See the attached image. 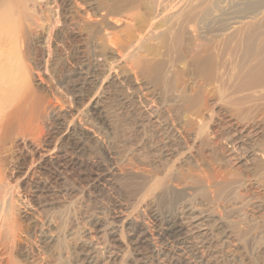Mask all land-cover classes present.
I'll return each mask as SVG.
<instances>
[{
    "label": "rangeland",
    "instance_id": "rangeland-1",
    "mask_svg": "<svg viewBox=\"0 0 264 264\" xmlns=\"http://www.w3.org/2000/svg\"><path fill=\"white\" fill-rule=\"evenodd\" d=\"M4 2L0 264H264V0Z\"/></svg>",
    "mask_w": 264,
    "mask_h": 264
},
{
    "label": "bare ground",
    "instance_id": "bare-ground-1",
    "mask_svg": "<svg viewBox=\"0 0 264 264\" xmlns=\"http://www.w3.org/2000/svg\"><path fill=\"white\" fill-rule=\"evenodd\" d=\"M6 3L4 2V0H0V41L7 36V34L9 35V32H6L5 33V30H4V21H5V18H4V15H5V11H6ZM176 30V29H175ZM173 31H171L172 33ZM264 40V39H263ZM258 49L264 51V41L260 42L259 45H257ZM6 48L4 47L3 44L0 43V51L2 52V54L5 52ZM217 60V55H213L210 57V60ZM252 82H255L256 80H251ZM196 217V216H195ZM175 227V226H174ZM173 227V228H174ZM181 228V227H180Z\"/></svg>",
    "mask_w": 264,
    "mask_h": 264
}]
</instances>
